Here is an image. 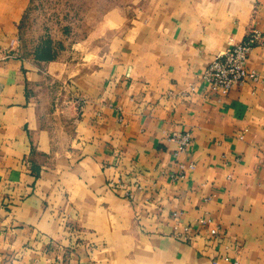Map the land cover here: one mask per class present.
Here are the masks:
<instances>
[{
  "label": "crops",
  "instance_id": "crops-1",
  "mask_svg": "<svg viewBox=\"0 0 264 264\" xmlns=\"http://www.w3.org/2000/svg\"><path fill=\"white\" fill-rule=\"evenodd\" d=\"M31 2L0 0V264H264V0H141L82 64L16 53ZM254 31L258 80L213 92Z\"/></svg>",
  "mask_w": 264,
  "mask_h": 264
},
{
  "label": "rangeland",
  "instance_id": "rangeland-1",
  "mask_svg": "<svg viewBox=\"0 0 264 264\" xmlns=\"http://www.w3.org/2000/svg\"><path fill=\"white\" fill-rule=\"evenodd\" d=\"M140 1L32 0L19 26L15 51L47 64L58 57L65 62L82 64V53L69 56L71 45L93 39L98 41L102 32L97 27L100 22L114 19L112 16L117 15L113 22L108 21L113 24L112 27L120 26L117 19L124 21V24L129 23L133 16V6ZM112 34V31L107 33V40Z\"/></svg>",
  "mask_w": 264,
  "mask_h": 264
},
{
  "label": "built area",
  "instance_id": "built-area-1",
  "mask_svg": "<svg viewBox=\"0 0 264 264\" xmlns=\"http://www.w3.org/2000/svg\"><path fill=\"white\" fill-rule=\"evenodd\" d=\"M260 38L261 35L257 31H254L246 41L230 45L224 52L216 56L203 76V80L213 92L225 96L249 80H258L257 74L249 69L248 60L251 51L260 41ZM173 139L178 143L181 153L187 152L193 141L190 133L176 134L173 136ZM188 232L189 230L186 229V233ZM210 233L214 237L218 236L217 229L211 230ZM181 239L188 241L189 237L185 235ZM223 261L224 264H239L238 260H232L228 256L224 257Z\"/></svg>",
  "mask_w": 264,
  "mask_h": 264
}]
</instances>
